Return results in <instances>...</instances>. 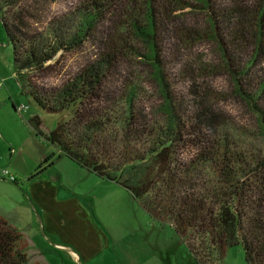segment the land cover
Returning a JSON list of instances; mask_svg holds the SVG:
<instances>
[{"label": "trees", "instance_id": "1", "mask_svg": "<svg viewBox=\"0 0 264 264\" xmlns=\"http://www.w3.org/2000/svg\"><path fill=\"white\" fill-rule=\"evenodd\" d=\"M4 1L0 0V20L12 47L13 80L20 95L49 113L70 115L51 130L37 114L30 115L26 121L34 135L97 179L124 187L152 218L168 221L196 264H218L228 248L239 244L247 264H264V156L249 168L225 137L211 138L216 118L205 106L200 113L182 117L175 112L163 84L159 48L170 32L168 26H175L180 16L203 14L210 33L195 30L196 38L216 43L222 70L255 112L264 135V0H138L143 5L139 17L132 9L134 0H87L79 11L76 34L56 31L54 48H41L17 19L12 23L2 8ZM116 16L119 29L114 35L104 24ZM93 29L100 50L105 44L101 29L109 35L99 54L100 66L66 79L58 88L36 80L54 71L48 61L59 50H71ZM119 31L124 33L122 40ZM131 50L163 84L168 114L164 127L136 105L133 90L123 103L115 98L108 74ZM243 79L252 83L251 91L245 90ZM45 163L47 159L29 178L41 175ZM28 248L25 234L0 215V264H41L29 259Z\"/></svg>", "mask_w": 264, "mask_h": 264}, {"label": "rangeland", "instance_id": "2", "mask_svg": "<svg viewBox=\"0 0 264 264\" xmlns=\"http://www.w3.org/2000/svg\"><path fill=\"white\" fill-rule=\"evenodd\" d=\"M134 2L132 9L139 17L143 5L138 0ZM4 3L2 8L12 23L17 19L27 36L36 39L41 48H54L56 31L76 34L81 25L79 11L87 0ZM117 17L104 24L114 35L119 29ZM205 19L203 14L180 16L175 26H168L170 32L159 41L163 84L173 109L181 117L199 112L204 106L212 111L216 119L212 126L215 130L209 131L211 138L225 137L233 153L242 155L252 168L254 159L264 156V135L255 112L236 94L231 77L222 70L216 43L196 38L195 30L201 35L210 33ZM105 29H101L105 39L101 50L95 39L98 32L88 30L81 43L71 50H59L55 59L48 61L54 66L52 73L41 74V80L34 76L36 80L58 88L66 79L91 66H100L99 54L109 40ZM119 35L121 40L125 37L123 31ZM131 51L121 58L119 64L124 60L123 64L109 71L108 81L116 92L115 98L123 103L133 90L136 105L143 106L149 118L164 127L168 114L163 84L154 79L153 68ZM12 69V47L0 20V169L18 167L20 172L15 187L7 177L0 176V212H6L8 221L28 236L29 259L41 264H196L168 221L152 218L124 187L99 181L59 157L55 148L34 135L26 121L30 115L37 114L46 130L70 115L68 111L49 113L30 97L20 95ZM241 82L245 90L251 91V82ZM12 147L16 150L10 157ZM46 159L41 175L32 178V186L27 187L31 196L26 197L22 185L31 180L30 172ZM218 264H247L241 245L228 248Z\"/></svg>", "mask_w": 264, "mask_h": 264}, {"label": "crops", "instance_id": "3", "mask_svg": "<svg viewBox=\"0 0 264 264\" xmlns=\"http://www.w3.org/2000/svg\"><path fill=\"white\" fill-rule=\"evenodd\" d=\"M13 149V151H11ZM15 150H16V148L15 147H12V148H10V150H9V156L11 157V155L15 152ZM60 157V156H59ZM17 168L18 167H14V170H12V169H10L11 171H13L14 173H15V175H17V177L19 176V174H20V172H19V170H17ZM29 170H26L25 172H28ZM31 173V172H30ZM40 176V175H39ZM38 177V176H37ZM34 179V178H33ZM33 179H31V180H27L26 181V183L25 184H23L22 185V188L24 189V195L27 197L28 195H30L29 194V191H28V189H27V187H29V186H32V180ZM99 181H101V180H99ZM101 182H105V181H101ZM17 184H15L14 183V187L16 186ZM31 196V195H30ZM1 214L0 215H2V216H4V217H6V219L8 220V216H7V213L6 212H0ZM29 218H31V216L29 215ZM12 223V222H11ZM13 224V223H12ZM16 226V225H15ZM24 233V232H23ZM25 234V233H24ZM26 237H27V239H28V241H30L29 240V238H28V236L27 235H25Z\"/></svg>", "mask_w": 264, "mask_h": 264}, {"label": "built area", "instance_id": "4", "mask_svg": "<svg viewBox=\"0 0 264 264\" xmlns=\"http://www.w3.org/2000/svg\"><path fill=\"white\" fill-rule=\"evenodd\" d=\"M0 176L7 177L9 181H15L17 178L16 175L7 168L0 169Z\"/></svg>", "mask_w": 264, "mask_h": 264}]
</instances>
